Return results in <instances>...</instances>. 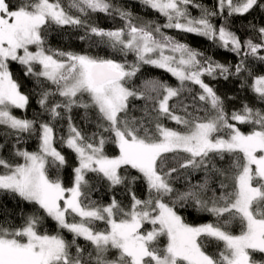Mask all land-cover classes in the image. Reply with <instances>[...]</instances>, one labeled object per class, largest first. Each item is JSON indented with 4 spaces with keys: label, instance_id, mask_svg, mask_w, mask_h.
Masks as SVG:
<instances>
[{
    "label": "snow or ice",
    "instance_id": "obj_1",
    "mask_svg": "<svg viewBox=\"0 0 264 264\" xmlns=\"http://www.w3.org/2000/svg\"><path fill=\"white\" fill-rule=\"evenodd\" d=\"M137 5L164 22L144 19ZM95 14L121 23L101 27ZM65 28L86 48L53 47V32ZM165 30L203 38L236 63ZM145 66L178 84L134 83ZM213 82L238 83L254 100L241 97L230 110L237 96ZM257 102L264 105V0H215L211 8L199 0H0V264H264V107ZM31 139L35 151L25 147ZM197 173L203 178L194 183ZM138 182L146 199L134 190ZM101 187L107 203L93 198ZM4 197L19 210L9 211ZM187 209L216 223H188ZM210 240L218 251L208 250Z\"/></svg>",
    "mask_w": 264,
    "mask_h": 264
},
{
    "label": "trees",
    "instance_id": "obj_2",
    "mask_svg": "<svg viewBox=\"0 0 264 264\" xmlns=\"http://www.w3.org/2000/svg\"><path fill=\"white\" fill-rule=\"evenodd\" d=\"M68 0H64V3L67 4ZM200 3H203L204 5L208 6V7H213L215 0H199ZM133 11L135 13H137L138 15H140L141 17H143L144 19H155L158 20L159 22L163 23L164 19L163 17H160L159 14L152 12L151 10H147V9H143L142 6L137 5V7L133 8ZM193 15H198L199 12L197 9H191ZM95 19L97 21V23H99V25L101 27L104 28H113L116 26H119L121 21H119L118 19L113 22L110 18L106 17L104 14H95ZM248 19H251V17H247V18H236L235 20V28H240L241 27V23H247ZM257 26H259L261 24V14H256L255 19L253 21ZM217 23H220L219 21H217ZM167 31V33L169 35H175L178 38H181L182 40H186V42H188L191 46L198 48L201 51H209V54H213L215 55L216 59H219L221 62H231V63H236V57L231 55V54H222L219 50H215L212 49L210 50V46L208 44L207 41H205L203 38H199V37H194V36H187L185 37L184 34L181 33H177L175 30H165ZM238 34H240L242 36V38H248V37H253L255 38V33L252 31H241ZM78 35L77 33L71 32L70 29L65 28L64 30L61 31V33H56L53 32L52 36L50 37V43L53 47L56 48H61V49H65V50H74V51H81L82 49L86 48V45L83 42H80L78 40L75 39V36ZM101 55H111V53L109 52L108 49H103L100 51ZM129 60H133L134 58L129 55L128 57ZM13 69L14 71L17 72V74H21L20 68L13 64ZM257 71H260V66L257 65ZM146 78H157V79H161V80H166L168 83L172 84L173 86H176L178 84V82L172 78L170 76V74L164 72L161 69H154L150 66H145L140 73L137 74V77L134 80V83H140L143 79ZM250 82V81H249ZM31 86V82H28ZM217 84V87L219 88V90L221 92H227L228 95H235L237 96V100L234 102H230L228 104V108L231 110L234 107H238L239 106V102H240V98L241 97H245L247 98V102H249L250 104L253 102L254 100V95L253 93L248 90V89H239L238 87V83H232V84H228L227 82H213ZM256 106L258 107H264V105H260L258 102L256 104ZM37 109V105L35 104V98H33V102L31 104V107L27 113V115L29 117H31L32 112L34 110ZM14 114L16 115H24V113H22L20 110H14ZM83 114V110H79L78 112L76 110H74V116L76 117V120L79 121V123L81 124L82 127H84L87 131L91 132V131H95V128L91 125H86L82 120H80V116H82ZM136 115H139L140 113L137 112L135 113ZM202 115V113H201ZM169 124V126H173L175 127L173 122H167ZM242 131L248 132L251 130V125H238ZM65 127H66V123H65ZM2 130V129H0ZM61 131H63V129H61ZM0 142H3V137H0ZM25 147L28 148V150L30 151H35L37 150V141L35 139H31L28 140L25 144ZM56 147L58 148V150H62L63 154L66 155L67 158L71 159L73 158L74 154H72L70 152V150L63 148L61 145L57 144ZM109 150H110V154H115V149L114 146L109 145L108 146ZM227 160L228 158L226 157L225 161H220L218 162V166H225L227 164ZM67 168L65 169V175L67 174ZM134 172V170H133ZM203 178V173H197L196 175H194L192 177L193 182H198V181H202ZM184 185V181L183 179L178 180L176 182V186L177 187H183ZM99 187V186H98ZM213 187H216V184H213ZM135 192L137 194L138 197L140 198H147V190H146V186L143 185L142 183H137V185L135 186ZM105 189L104 188H100V190L98 192H95L93 194V198L94 199H98L104 203L108 202V196L105 195ZM118 198L123 200L124 203H128V197H126V195L124 194L123 191H120L118 193ZM2 203L4 205L7 206L8 210L15 213L19 210L20 208V204H18L16 201L11 200L8 197H4ZM23 208L26 212H30L31 211V206L24 204ZM184 218L186 219V221L188 223L191 224H195V225H200V224H205V223H216V218L213 217L211 214L208 213H193L191 209H187V210H183L181 213ZM16 222L19 223L20 219L19 217L16 218ZM98 227L102 228L103 224L102 222H98ZM45 227L46 229L49 231L50 234H55V223L53 221H51L50 219L45 221ZM146 228H149L150 225H145ZM231 230L233 231L234 234H239V224L238 223H233L231 225ZM66 237L68 239H71V234L65 233ZM80 243H84L83 241H80ZM166 240L164 238H161V245L165 244ZM208 250L210 252H216L218 251V246H217V242L210 240L208 242Z\"/></svg>",
    "mask_w": 264,
    "mask_h": 264
}]
</instances>
